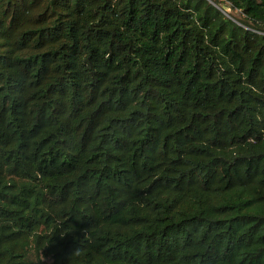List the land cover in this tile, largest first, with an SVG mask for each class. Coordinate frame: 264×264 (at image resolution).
Returning a JSON list of instances; mask_svg holds the SVG:
<instances>
[{
	"label": "trees",
	"instance_id": "16d2710c",
	"mask_svg": "<svg viewBox=\"0 0 264 264\" xmlns=\"http://www.w3.org/2000/svg\"><path fill=\"white\" fill-rule=\"evenodd\" d=\"M0 264H264V0H0Z\"/></svg>",
	"mask_w": 264,
	"mask_h": 264
},
{
	"label": "rangeland",
	"instance_id": "374dc122",
	"mask_svg": "<svg viewBox=\"0 0 264 264\" xmlns=\"http://www.w3.org/2000/svg\"><path fill=\"white\" fill-rule=\"evenodd\" d=\"M230 13L233 14L234 16H238V13H236L235 11L230 10Z\"/></svg>",
	"mask_w": 264,
	"mask_h": 264
}]
</instances>
